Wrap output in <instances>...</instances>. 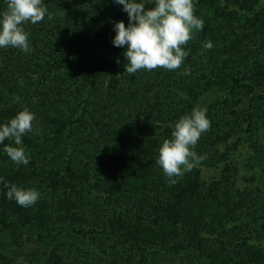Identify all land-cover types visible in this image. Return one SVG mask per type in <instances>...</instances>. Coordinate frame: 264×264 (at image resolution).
<instances>
[{
    "label": "trees",
    "instance_id": "obj_1",
    "mask_svg": "<svg viewBox=\"0 0 264 264\" xmlns=\"http://www.w3.org/2000/svg\"><path fill=\"white\" fill-rule=\"evenodd\" d=\"M43 4L51 18L23 24L31 51L0 48V123L35 114L22 137L28 164L3 152L14 141L0 144V264H264V0H194L204 27L181 66L135 74L112 43L113 23H128L122 6ZM193 107L211 122L195 146L205 158L171 184L158 148ZM5 183L37 189L46 210L9 200ZM189 196L216 212L192 211Z\"/></svg>",
    "mask_w": 264,
    "mask_h": 264
},
{
    "label": "clouds",
    "instance_id": "obj_2",
    "mask_svg": "<svg viewBox=\"0 0 264 264\" xmlns=\"http://www.w3.org/2000/svg\"><path fill=\"white\" fill-rule=\"evenodd\" d=\"M148 2L153 6L146 7ZM114 3L122 6L128 16L127 25L123 20L113 23L112 43L124 48L125 71L129 74L140 69H178L189 54L184 46L193 38L194 31L204 27L203 20L194 14V0H114ZM46 15L51 18L43 0H6V8L0 11V48L10 46L30 52L23 24H36ZM203 47L211 49L212 42H204ZM34 120L35 114L24 107L7 122L0 123V144L6 139L14 141V145H4L3 152L17 165L29 163L22 137L33 131ZM210 127L206 109L200 107H193L189 114L176 120L171 138L162 141L156 159L169 183H177L176 178L183 177L205 158L197 154L195 146ZM5 187L7 198L22 207H29L40 198L35 188L15 183H5Z\"/></svg>",
    "mask_w": 264,
    "mask_h": 264
},
{
    "label": "rangeland",
    "instance_id": "obj_3",
    "mask_svg": "<svg viewBox=\"0 0 264 264\" xmlns=\"http://www.w3.org/2000/svg\"><path fill=\"white\" fill-rule=\"evenodd\" d=\"M50 10H53V12H54V9L52 8V9H50ZM50 10H48V12H50ZM110 11V10H109ZM112 14H114V13H116V14H118V15H125V13H123V12H121V11H117L116 9H114V10H112ZM225 20L224 21H222L220 24H219V30L220 29H223V28H225ZM238 23H241V22H238ZM196 36V33L195 32H193V38L191 39V40H193L194 42H197L198 43V41L200 40V38H199V40H198V38L197 39H194V37ZM189 43H190V41H189ZM200 43V42H199ZM90 46V45H89ZM186 49L185 50H187V47H188V43L184 46ZM77 55H78V52L76 53ZM215 57L216 58H220L217 54H215ZM203 108V107H202ZM80 129V128H79ZM77 134H79V135H83L81 132L79 133V132H77ZM142 172L143 171H145L144 169H142L141 170ZM209 172H205V171H203V175H207ZM151 175H153V173H150ZM148 176V177H150L151 178V180H152V177L153 176ZM129 181L127 182L128 184H129V187H135V188H137L138 187V185L140 186L141 184H142V182L139 180V178H138V176H136L135 175V173H132L130 176H129ZM150 178H147L146 177V181L147 182H150ZM154 178V177H153ZM71 202V201H70ZM49 205H51V204H48V206ZM52 206H55L54 204H52ZM62 206H64V202L62 203ZM68 206H69V208L71 209V211L72 212H74V211H76V212H83V214L84 215H87V216H89V218L92 216V214H93V212H94V209L92 208V206L90 205V204H86L84 207H79L78 205H75V204H73V203H68ZM186 206L187 207H189V208H191L192 209V211H200V210H203V209H207V210H210V211H212V213L213 212H216V208H214V207H212L211 205H210V203L204 198V197H194V196H189L188 198H187V200H186ZM29 210H31L32 211V213H38V212H43L44 210H46V209H44V208H46V207H44V204L43 205H41V206H39V204L37 205V202L35 203V204H33V205H31V206H29V207H27ZM53 208V207H52ZM55 208V207H54ZM47 210L48 211H51L50 210V208H47ZM57 210V209H56ZM29 213H31V212H29ZM208 218V217H207ZM32 220H34V219H32ZM26 226H28L29 228H32V227H34V225H33V223H32V221H30L29 223H27L26 225H25V228H26ZM22 228H24V227H22ZM27 250H28V248H27ZM162 261H160V264H183L182 263V260H177V258L176 257H174V256H171L170 258H163V259H161ZM16 263H19V264H28V259L27 258H24L23 256H18V257H16ZM184 262H186V260L184 261ZM184 264H186V263H184Z\"/></svg>",
    "mask_w": 264,
    "mask_h": 264
}]
</instances>
